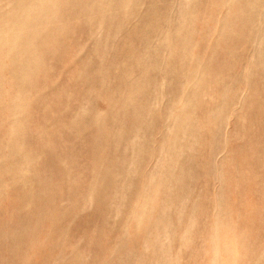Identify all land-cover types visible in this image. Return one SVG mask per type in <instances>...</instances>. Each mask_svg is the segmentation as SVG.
I'll return each mask as SVG.
<instances>
[{
  "label": "rangeland",
  "instance_id": "374dc122",
  "mask_svg": "<svg viewBox=\"0 0 264 264\" xmlns=\"http://www.w3.org/2000/svg\"><path fill=\"white\" fill-rule=\"evenodd\" d=\"M0 264H264V0H0Z\"/></svg>",
  "mask_w": 264,
  "mask_h": 264
}]
</instances>
